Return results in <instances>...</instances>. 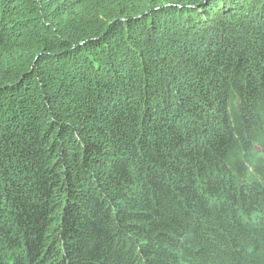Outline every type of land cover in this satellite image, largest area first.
Here are the masks:
<instances>
[{"label": "trees", "instance_id": "trees-1", "mask_svg": "<svg viewBox=\"0 0 264 264\" xmlns=\"http://www.w3.org/2000/svg\"><path fill=\"white\" fill-rule=\"evenodd\" d=\"M0 264H264V0H0Z\"/></svg>", "mask_w": 264, "mask_h": 264}]
</instances>
